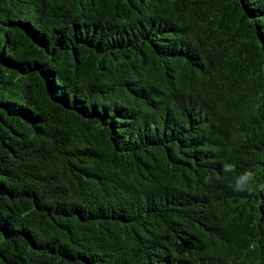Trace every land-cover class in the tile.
I'll return each mask as SVG.
<instances>
[{
  "label": "trees",
  "instance_id": "16d2710c",
  "mask_svg": "<svg viewBox=\"0 0 264 264\" xmlns=\"http://www.w3.org/2000/svg\"><path fill=\"white\" fill-rule=\"evenodd\" d=\"M0 264H264V0H0Z\"/></svg>",
  "mask_w": 264,
  "mask_h": 264
}]
</instances>
